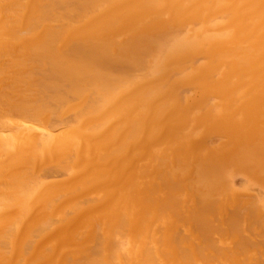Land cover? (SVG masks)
<instances>
[{"label":"bare ground","instance_id":"bare-ground-1","mask_svg":"<svg viewBox=\"0 0 264 264\" xmlns=\"http://www.w3.org/2000/svg\"><path fill=\"white\" fill-rule=\"evenodd\" d=\"M161 1L0 0V264H264L252 256L260 241L251 227L242 229L240 206L225 209L218 200L224 171L198 151L210 140L231 143L261 122L247 136V155H238L240 145L234 158L263 172L264 114L245 112L237 123L236 112L226 123L177 113L184 104L171 107L168 76L150 70L148 55L167 21L165 8L152 13L145 4ZM227 1L224 14L236 32L229 60L226 49L217 50L198 72L207 74L187 84L212 87L215 71L230 66L237 81H229L228 93L261 98L264 111V0ZM199 45L193 40L191 50ZM191 150L199 153L194 169ZM243 212L254 223L257 211ZM154 219L172 238H143Z\"/></svg>","mask_w":264,"mask_h":264},{"label":"rangeland","instance_id":"rangeland-1","mask_svg":"<svg viewBox=\"0 0 264 264\" xmlns=\"http://www.w3.org/2000/svg\"><path fill=\"white\" fill-rule=\"evenodd\" d=\"M181 1H182V3L178 4ZM188 1L189 0H168V1L162 0L158 4H156L154 2H151V3L147 2L145 4V7L147 9L146 11L152 12V13H155V11L160 12L161 10H163L165 8L163 11H161V12H164L163 13L164 18H166V21H167V23L163 26L164 30L162 29V27L159 26V24L161 25V20H159L157 18L158 21H155V26L160 27L159 31L162 29L164 31V33L166 34L163 36L164 41L162 40V42H161V40L158 41V39L154 40L153 45L151 47H149V48H151L149 50L150 51L152 50V51H151V53L149 52L148 55H149V59H152V61H153L152 64L154 65L150 68V70L152 69L154 72H156L157 77H161L164 75H165V77L168 76V77H166L167 78L166 82H168L166 84H168L167 87L169 88L170 92H173L172 95L174 96V97L172 96L171 98H169L170 96L168 97L171 107H173V108L176 107L177 109L175 108V110L177 112L178 111L177 106L184 104V105H182V107L181 106L179 107L180 111H178L177 113H187L188 115L191 113L190 116H198L200 113H203L209 119L214 118V121L221 120V121H225L226 123H231L227 119V115L232 116L233 114H236V112H238V116H236L234 120H236L237 123L240 121H243L247 115L254 118V115L258 114V112L261 115H262L261 112H263V114H264V111L258 110L259 109L258 104L262 103L261 98H256V99L255 98H249L247 96V93L245 91H242V90H238V91L235 90V91H233V93H228L229 85H231L233 82L237 81V74L235 71L232 70V68L230 66L225 65L221 69H218L215 71L217 82L214 83V85L212 87L211 86H203L201 84L200 85H197V84L193 85V83L195 81L194 79H198L199 77L201 78L203 75L207 74V72H200V73H198V72L201 71L200 70L201 68H207L209 66L210 57L213 56L216 52H218L217 50H219V53H220L221 50L226 49V51L224 50L225 51L224 53H226V57H223V58H226V59L228 58V60H229L228 52L231 50V48H233L236 45V41H235V39H236L235 33L236 32L234 30L235 27H232V26H234V22L233 23L231 21L229 22V20L232 18V16L227 15V14H226L227 15L226 16L224 14V13H226V11L223 9V7L225 8L228 5L227 0H216V5L213 9L211 7L214 6V5L212 6V4H214L213 2L215 0H207V1L206 0L205 1L199 0L200 1L199 3L198 2L195 3V1H198V0H190L189 2ZM209 1H210V3H206ZM193 3L196 6L193 5ZM170 4H172V5H170ZM177 4H178V6L179 5L180 6L178 7ZM167 5L171 7V8L168 7V8H170L168 10H166ZM192 5L194 8L192 7ZM197 5L198 6L202 5V9H201V7H198ZM154 6L156 7V9ZM172 6L173 7L175 6L176 8H178V10H177L174 7L177 10V12L175 11L176 13L174 12L175 9ZM190 7L193 8V10H190L191 9ZM188 8H189V13L187 14L186 11H188ZM171 9H173V12L175 14V15L173 14L174 16H172V13L170 11ZM179 9L181 11H179ZM115 10H119V9L117 8ZM219 10H220V12H219ZM200 11L202 12L203 16L198 15V14H201ZM209 11H210V13H209ZM212 11H213L214 16L211 13ZM217 13H219V14L217 15ZM220 13H221L222 17L220 15ZM210 14L213 17L210 16L211 17L210 18L208 16ZM187 16H189V17H187ZM197 16H198V18H197ZM199 16H201V17H199ZM223 16H225V17L223 18ZM208 18H209V21L207 22ZM212 18L213 19L215 18V19L213 20ZM226 18H228V19H226ZM186 19H189L190 21L189 20L187 21ZM196 19H197V23L194 21ZM178 21H180V22H178ZM199 21H201V22H199ZM186 22L187 23L189 22V23L185 25ZM192 22L194 24H192ZM179 23H181L180 26H178ZM169 24H173L172 25L173 28L170 27ZM228 24L229 25L232 24V25L229 27ZM227 26L229 28H227ZM168 27L171 28L170 29L171 31L173 29L174 30L171 32ZM176 27H177L178 31H176ZM178 27H181V29H179ZM179 30H181L182 32ZM175 31H176V33H175ZM167 33L169 36L167 35ZM177 33H178V35H177ZM245 34L243 37L247 36V39H249L248 37L250 35L246 34V36H245ZM167 36L169 39L167 38ZM243 37H242V39H243ZM193 40L199 42V44H200L198 47H196L194 49V51L191 50L192 49L191 44H192ZM164 43L165 44L168 43L167 44L168 46L165 45ZM155 44L156 45L158 44L159 46L161 44L162 48L158 47V46H157L158 47L157 48L155 46ZM164 45H165V47H164ZM211 46H213L212 49H211ZM156 48L158 50L160 49V51L161 50L162 51L161 52L159 51L160 52L159 53V52H157ZM227 49H229L228 52H227ZM163 51H164V53H162ZM198 53H201V54L198 55ZM201 55H204V56H201ZM196 56H198V57H196ZM205 56H206V58H203ZM227 64H229V63H227ZM171 71L175 75L173 74L171 76V74H172ZM215 73H213V74H215ZM233 74L236 75L235 76L236 78L234 77ZM170 76H171V78H170ZM170 79H172V80H170ZM230 79H233V80H230ZM229 81L231 82V84ZM189 82H193V83L187 84ZM177 84L180 85L179 89H178L179 85H177ZM183 85H184V87H183ZM226 86H228V87H226ZM208 88H209V90H208V92H206V90ZM222 88H225V90ZM186 89H187V92L189 95L187 93H186L187 95L184 94L186 92ZM190 89H191V91H189ZM194 89H195V91H192ZM177 90H178V92H177ZM221 90H222L223 94L219 95L222 93ZM180 91H183V93ZM176 92L179 94V96H177L178 94ZM208 93H209V95L206 96ZM192 94H194V95L192 96ZM203 94L207 98L210 97L209 98L210 100L207 98H200ZM180 95H182L181 96L182 98L185 97V99H183V100H185L184 103H183V100L180 97ZM175 96H177V97H175ZM219 96H221V97H219ZM179 97L181 98V100ZM222 97L223 98L226 97V98L223 99ZM189 98H190V100H189ZM249 100H252L255 102H252L251 105H247ZM179 101H181L180 102L181 104H178ZM203 103L206 104V106L204 105L205 108H203L204 107ZM201 106H203V107H201ZM200 107L202 109L199 110ZM192 109L194 111H192ZM255 109H256V111H254ZM260 109H261V107H260ZM172 110H174V109H172ZM207 112H209V114ZM245 112L248 113V114H246V116L244 115ZM261 115H258L257 118H255L256 121H259L261 118H262V121L264 120V116L261 117ZM163 118H161V119L164 122L166 120V118H165V120ZM168 120H169V122H168ZM167 123H169L171 125L173 123V121H170V119L167 118V121L164 124L167 125ZM253 130H261V122L257 123L253 127H250V129L245 130L240 135H237L234 138L235 141L228 143V144H230L229 146H227L228 144L218 143V139H215V140H210L211 144L208 143L206 146H202V147L198 148V151L204 153L205 159L211 163L210 165L214 164V166H218V167L222 168V170L224 171V179H225L224 191L221 193V198L220 199L218 198V200H220V204L225 209L237 207L238 205L240 206L239 210H241V216L243 217L242 229H244V231L246 232L248 230V228L251 227V229H252L251 233L254 232L252 234L253 237L255 239L258 238L260 241V243H259L260 247L258 248L259 250L258 249L256 250L255 246L253 247L252 256L255 258H258V259L261 257L262 259H260V260L263 261L264 260V251H262V250H264V246H263L264 245V243H263L264 242L263 241L264 240V234H263L264 230H262V226L264 228V173H263L264 171L263 172H261L260 170L255 171L254 169L251 171V169L243 168V166H240V164L237 163L235 160V158H237V157H240L242 155H247L248 151L243 150V149L248 148L247 146H249V143H247V141H249V140H247L248 139L247 136H251V134L253 133ZM257 132H259V131H257ZM192 137L195 139H199V137H200L199 132H196L195 134H193ZM153 139H155V137H151V140H149V141H152ZM244 142H246V143L244 144ZM151 143H153V142H151ZM149 144H150V142H149ZM146 145H147V143H146ZM208 145H210V146L208 147ZM172 146L174 147V148H172V149H174V151H176V148H179L181 150L180 144L172 145ZM243 146H245L246 148H244ZM238 147L240 148L239 151L237 150ZM241 150H242V152H241ZM167 151H168L167 152L168 160L169 161L174 160L175 159L174 158L175 157L174 151H172L171 148H168ZM235 151L240 156L235 154ZM186 153H187V157L190 159V161L192 163L191 167H192V169H194L193 164H195V161L199 157V153L196 150H191V151H188ZM236 155H237V157H236ZM238 159L239 158H237V160ZM234 162H235V165H233ZM239 162L241 163V161H239ZM229 163H230V165H229ZM156 172H158V171H156ZM261 173L263 175H260ZM152 176H155V172L152 173ZM157 176H158V174H157ZM125 203H127L129 205L130 201H126ZM249 207H250V209H249ZM252 210H253V212L257 211L255 213L256 218L254 215V219H256V220H254V223L248 224L247 223L248 220H247L243 211H246L248 213H249V211H251V213H252ZM242 214H244V215H242ZM244 216H245V218H244ZM225 217L226 216L224 215V212H223V214H221L220 219H219V223L223 226L227 225V223H228L226 221L224 222V220H226ZM242 217H241V219H242ZM260 219L263 221H261ZM257 220H258V222H257ZM259 221H260V223H259ZM154 222L156 223L157 221L155 219L152 220L149 223V226L145 229V231L142 232L143 238H149L150 236H153V234H157L158 236L162 235L161 238H172L173 234L170 233L169 229H167L166 227H163V228L160 227L159 228V224L157 225ZM257 223H259V224L257 225ZM158 228L161 230H159ZM159 231L161 234H159ZM161 231H163V232H161ZM262 231H263V233H262ZM258 234L261 236H259ZM138 237H140L139 234L131 235V236H129V241L130 242H136V240L139 239ZM222 239L224 240L225 238L223 237ZM228 239H229L228 241H230V239H232V238H230V236H229ZM258 239L256 241H258ZM261 240H262V242H261ZM232 241H233V239L231 240V242Z\"/></svg>","mask_w":264,"mask_h":264}]
</instances>
